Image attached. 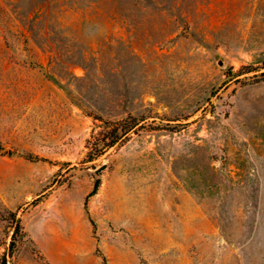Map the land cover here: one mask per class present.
Instances as JSON below:
<instances>
[{"label": "rangeland", "instance_id": "rangeland-1", "mask_svg": "<svg viewBox=\"0 0 264 264\" xmlns=\"http://www.w3.org/2000/svg\"><path fill=\"white\" fill-rule=\"evenodd\" d=\"M0 264H264V0H0Z\"/></svg>", "mask_w": 264, "mask_h": 264}, {"label": "trees", "instance_id": "trees-1", "mask_svg": "<svg viewBox=\"0 0 264 264\" xmlns=\"http://www.w3.org/2000/svg\"><path fill=\"white\" fill-rule=\"evenodd\" d=\"M112 125V124H111ZM133 126L129 124L120 123L113 124L110 130L101 132V137L94 136L93 144L96 153L101 154L106 149L113 147L116 143L120 142L122 138L126 137L127 133L132 129ZM103 133V134H102ZM101 143L102 147L99 145ZM99 186V181L94 185V189L91 194H95ZM20 230L19 220H16V231Z\"/></svg>", "mask_w": 264, "mask_h": 264}, {"label": "water", "instance_id": "water-1", "mask_svg": "<svg viewBox=\"0 0 264 264\" xmlns=\"http://www.w3.org/2000/svg\"><path fill=\"white\" fill-rule=\"evenodd\" d=\"M98 171V170H97Z\"/></svg>", "mask_w": 264, "mask_h": 264}]
</instances>
